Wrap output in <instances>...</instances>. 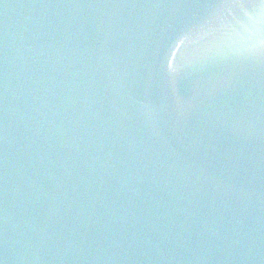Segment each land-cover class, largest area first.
I'll list each match as a JSON object with an SVG mask.
<instances>
[{
    "label": "water",
    "instance_id": "95a60500",
    "mask_svg": "<svg viewBox=\"0 0 264 264\" xmlns=\"http://www.w3.org/2000/svg\"><path fill=\"white\" fill-rule=\"evenodd\" d=\"M243 15L0 0V264H264V54Z\"/></svg>",
    "mask_w": 264,
    "mask_h": 264
},
{
    "label": "snow or ice",
    "instance_id": "6c2138e0",
    "mask_svg": "<svg viewBox=\"0 0 264 264\" xmlns=\"http://www.w3.org/2000/svg\"><path fill=\"white\" fill-rule=\"evenodd\" d=\"M243 12L245 39L252 51L264 54V0H233Z\"/></svg>",
    "mask_w": 264,
    "mask_h": 264
},
{
    "label": "flooded vegetation",
    "instance_id": "af4514ba",
    "mask_svg": "<svg viewBox=\"0 0 264 264\" xmlns=\"http://www.w3.org/2000/svg\"><path fill=\"white\" fill-rule=\"evenodd\" d=\"M226 30L225 28H222L219 32H223L224 30ZM196 37H200V36H196ZM200 38H202V37H200ZM197 40V39H196ZM194 41V40H193Z\"/></svg>",
    "mask_w": 264,
    "mask_h": 264
}]
</instances>
